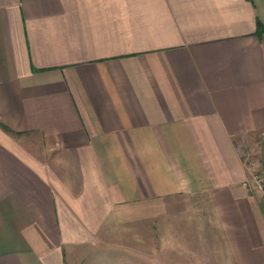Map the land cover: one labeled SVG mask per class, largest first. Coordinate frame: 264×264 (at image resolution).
I'll use <instances>...</instances> for the list:
<instances>
[{
  "label": "crops",
  "instance_id": "1",
  "mask_svg": "<svg viewBox=\"0 0 264 264\" xmlns=\"http://www.w3.org/2000/svg\"><path fill=\"white\" fill-rule=\"evenodd\" d=\"M248 149L264 0H0V264H264Z\"/></svg>",
  "mask_w": 264,
  "mask_h": 264
},
{
  "label": "built area",
  "instance_id": "2",
  "mask_svg": "<svg viewBox=\"0 0 264 264\" xmlns=\"http://www.w3.org/2000/svg\"><path fill=\"white\" fill-rule=\"evenodd\" d=\"M247 185L264 196V174L256 171L255 165L251 166V177Z\"/></svg>",
  "mask_w": 264,
  "mask_h": 264
},
{
  "label": "rangeland",
  "instance_id": "3",
  "mask_svg": "<svg viewBox=\"0 0 264 264\" xmlns=\"http://www.w3.org/2000/svg\"><path fill=\"white\" fill-rule=\"evenodd\" d=\"M245 146H249L248 143H246ZM248 151H250V154H251V158L249 160V163L250 164L252 163V165H255L256 171L264 174V171L262 170V168H263L262 166L263 165L261 164V160H260L261 153L257 154V157H256V156H254V153H255L254 150L248 149Z\"/></svg>",
  "mask_w": 264,
  "mask_h": 264
}]
</instances>
